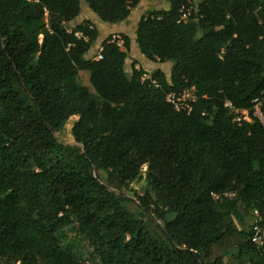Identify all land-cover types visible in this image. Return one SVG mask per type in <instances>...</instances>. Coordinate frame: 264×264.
<instances>
[{
    "label": "trees",
    "instance_id": "trees-1",
    "mask_svg": "<svg viewBox=\"0 0 264 264\" xmlns=\"http://www.w3.org/2000/svg\"><path fill=\"white\" fill-rule=\"evenodd\" d=\"M83 1L111 25L141 2ZM164 1L135 42L169 76L136 61L128 73L124 34V49L109 35L88 57L100 33L69 25L80 0H0V264H80L65 228L99 264H264L250 241L253 211L264 230V124L224 106L258 99L264 118V0ZM188 89L191 110L176 111L166 95ZM72 117L73 146L55 136ZM140 181L145 220L125 195Z\"/></svg>",
    "mask_w": 264,
    "mask_h": 264
},
{
    "label": "rangeland",
    "instance_id": "rangeland-1",
    "mask_svg": "<svg viewBox=\"0 0 264 264\" xmlns=\"http://www.w3.org/2000/svg\"><path fill=\"white\" fill-rule=\"evenodd\" d=\"M80 2L82 3L83 6H85L87 9H89L83 0H80ZM167 6H168V4L164 0H151L150 8L151 9H160V8L163 9V8H167ZM142 10H143V8H142V6H140L139 9L132 12L130 17H129V23L134 24L136 26L137 22L139 21V19L141 17V11ZM69 25L72 26V24H69ZM105 25H111V24H105ZM104 33H105V31L103 30L101 32V36L99 35L97 41L93 44L92 50L90 51V55H91L90 58L96 57L97 52H98V46H100V44H101V40L104 37V35H103ZM129 34H131V33H129ZM133 37L135 40V32H133ZM122 49H124V48H122ZM128 55L129 56H136V57H139L142 55L135 41H133L131 52L128 53ZM146 61H147L146 63L149 65L154 64L151 61H148V60H146ZM131 65H132L131 60L129 62H126V71L128 73L130 72ZM145 66H146L145 67L146 71L151 72V70H152V68H150L151 66L150 67H148V65H145ZM156 66H159V65H156ZM160 67H162L167 73L169 72L167 64H165L164 66H160ZM80 81L84 86L88 87L92 91L91 85L89 83V73L87 71H81L80 72ZM76 119H77V117L70 118L68 120V122L66 123L64 129L60 133L55 134V136L58 138L59 142L66 144V145H71V146L76 145V143L73 140L72 135H71V127H72V125ZM131 187H132V191L125 194L126 196H128L132 200L129 203L128 208L132 212L142 213L141 219L145 220L147 213H145L144 211L139 209L138 201L132 195L134 192H136L138 195L144 194V188H145L144 182L140 181V182L134 183V184H132ZM155 223L159 224L158 221L157 222L152 221L150 224V226L153 230L155 228L154 227ZM250 223H251L250 217H246L245 218V224L249 225ZM57 236H58V239H59L63 249L66 252L72 254L79 261L80 264H99L97 259H95L91 255V247L75 233L74 229L65 228L64 230L60 231L57 234ZM221 253H222V251L218 247H214L213 255H211V260L215 256L221 255ZM222 261L224 264H236V260L231 256H223Z\"/></svg>",
    "mask_w": 264,
    "mask_h": 264
},
{
    "label": "built area",
    "instance_id": "built-area-1",
    "mask_svg": "<svg viewBox=\"0 0 264 264\" xmlns=\"http://www.w3.org/2000/svg\"><path fill=\"white\" fill-rule=\"evenodd\" d=\"M112 41H115L121 49L123 48V40L121 39L120 35H113ZM101 50V47H98L97 55L93 59L100 60L102 58ZM147 73L149 74L150 72L148 71ZM194 99L195 97L193 94V89H188L178 94L169 93L166 95V101L172 104L176 111L189 112L191 110L190 102ZM252 103V112L249 109H238L234 107V105L230 101H225L224 106L227 107L233 114V122L237 124H241L242 122H250L254 117L260 119L264 124V118L260 111L261 102L258 99H255L252 101ZM252 217L253 220L256 221V223L252 227V235L250 236V241L259 253H264V230L257 223L258 220L256 218L258 217V212L253 211Z\"/></svg>",
    "mask_w": 264,
    "mask_h": 264
},
{
    "label": "crops",
    "instance_id": "crops-1",
    "mask_svg": "<svg viewBox=\"0 0 264 264\" xmlns=\"http://www.w3.org/2000/svg\"><path fill=\"white\" fill-rule=\"evenodd\" d=\"M142 6L143 10L141 11V16L149 11V10H155V9H151L150 6H151V0H141L140 4L138 5L137 8H135L132 12L136 11L137 9H139V7ZM131 15V14H130ZM130 17V16H129ZM129 17L119 23V24H113V25H105L106 23H103L101 22L98 17L92 12L90 11L89 9H87L85 6L82 5V3L80 2V14L78 15V17L75 19L74 22H72V26L75 25V24H78V23H81L82 21L84 20H90L93 22V24L97 27V29L99 30V33H100V36H101V32L104 30L105 33L103 34L104 37L102 38V40H104L107 36L109 35H121V34H124V35H127L130 39V52H131V49H132V43L134 40V37H133V32H135V28L136 26L134 24H131L129 23ZM78 19V20H77ZM131 33V34H129ZM101 40V41H102ZM100 47V46H98ZM92 50V49H91ZM90 50V51H91ZM129 52V53H130ZM90 52L88 53V57H90ZM136 61V65L135 67H141L143 69H145V65H148V67L152 68L151 71L155 70V69H161L167 76H169L170 74V68H171V62H165V63H157V62H153L154 64H147L146 62V58L143 57L142 55L139 56V57H136V56H129L128 55V59L126 62H129V61ZM165 64L168 65V73L160 66H164ZM156 65H159V66H156ZM154 68H153V67ZM156 67V68H155ZM146 70V69H145ZM150 72V71H149Z\"/></svg>",
    "mask_w": 264,
    "mask_h": 264
},
{
    "label": "water",
    "instance_id": "water-1",
    "mask_svg": "<svg viewBox=\"0 0 264 264\" xmlns=\"http://www.w3.org/2000/svg\"><path fill=\"white\" fill-rule=\"evenodd\" d=\"M94 173H96L95 167H94ZM139 216L142 217V213H139Z\"/></svg>",
    "mask_w": 264,
    "mask_h": 264
}]
</instances>
